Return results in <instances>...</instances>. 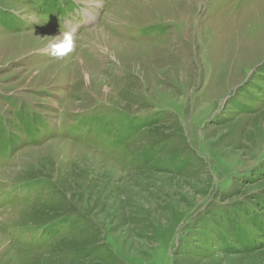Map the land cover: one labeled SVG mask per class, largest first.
<instances>
[{
    "label": "rangeland",
    "instance_id": "obj_1",
    "mask_svg": "<svg viewBox=\"0 0 264 264\" xmlns=\"http://www.w3.org/2000/svg\"><path fill=\"white\" fill-rule=\"evenodd\" d=\"M75 1L89 29L61 59L37 15L60 4L0 0V150L35 111L113 153L57 138L1 162L0 264H264L237 240L263 236L264 0Z\"/></svg>",
    "mask_w": 264,
    "mask_h": 264
},
{
    "label": "clouds",
    "instance_id": "obj_2",
    "mask_svg": "<svg viewBox=\"0 0 264 264\" xmlns=\"http://www.w3.org/2000/svg\"><path fill=\"white\" fill-rule=\"evenodd\" d=\"M74 33L73 31H65L60 33L54 40L49 42L51 55L57 58L67 56L73 50Z\"/></svg>",
    "mask_w": 264,
    "mask_h": 264
},
{
    "label": "trees",
    "instance_id": "obj_3",
    "mask_svg": "<svg viewBox=\"0 0 264 264\" xmlns=\"http://www.w3.org/2000/svg\"><path fill=\"white\" fill-rule=\"evenodd\" d=\"M260 225L261 226L259 229L263 232L262 238L258 239L256 237H252V235L249 233L243 232L237 237L238 242H241L243 244V246L247 247L248 249H251L253 247V245L256 243V241H259L260 243H264V222L262 219H261Z\"/></svg>",
    "mask_w": 264,
    "mask_h": 264
},
{
    "label": "bare ground",
    "instance_id": "obj_4",
    "mask_svg": "<svg viewBox=\"0 0 264 264\" xmlns=\"http://www.w3.org/2000/svg\"><path fill=\"white\" fill-rule=\"evenodd\" d=\"M91 30H93V29H90L88 32H90Z\"/></svg>",
    "mask_w": 264,
    "mask_h": 264
}]
</instances>
